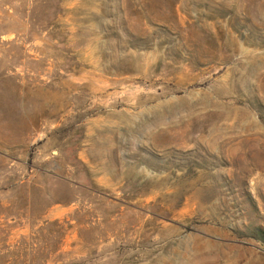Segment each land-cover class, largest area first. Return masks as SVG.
<instances>
[{"label": "rangeland", "instance_id": "obj_1", "mask_svg": "<svg viewBox=\"0 0 264 264\" xmlns=\"http://www.w3.org/2000/svg\"><path fill=\"white\" fill-rule=\"evenodd\" d=\"M0 264H264V0H0Z\"/></svg>", "mask_w": 264, "mask_h": 264}]
</instances>
